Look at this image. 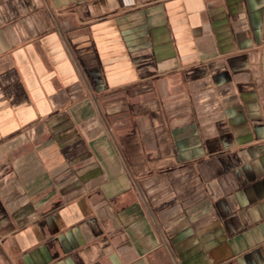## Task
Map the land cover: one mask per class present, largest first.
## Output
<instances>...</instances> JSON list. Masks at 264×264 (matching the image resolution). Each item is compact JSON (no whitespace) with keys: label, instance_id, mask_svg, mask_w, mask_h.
Listing matches in <instances>:
<instances>
[{"label":"crops","instance_id":"obj_1","mask_svg":"<svg viewBox=\"0 0 264 264\" xmlns=\"http://www.w3.org/2000/svg\"><path fill=\"white\" fill-rule=\"evenodd\" d=\"M0 264H264V0H0Z\"/></svg>","mask_w":264,"mask_h":264}]
</instances>
